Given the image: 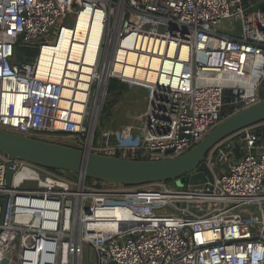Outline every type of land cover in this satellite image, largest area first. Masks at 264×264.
Masks as SVG:
<instances>
[{"label":"built area","instance_id":"obj_1","mask_svg":"<svg viewBox=\"0 0 264 264\" xmlns=\"http://www.w3.org/2000/svg\"><path fill=\"white\" fill-rule=\"evenodd\" d=\"M61 40L60 64L49 55L41 66ZM17 48L37 53L18 60ZM110 80L149 97L136 124L96 140ZM263 85L264 0H0L6 132L61 135L127 160L173 158L259 102ZM261 128L212 149V179L196 186L188 181L199 169L170 182L97 186L0 154V264H264Z\"/></svg>","mask_w":264,"mask_h":264},{"label":"water","instance_id":"obj_2","mask_svg":"<svg viewBox=\"0 0 264 264\" xmlns=\"http://www.w3.org/2000/svg\"><path fill=\"white\" fill-rule=\"evenodd\" d=\"M20 40L23 39L21 35ZM107 85V84H106ZM108 86V85H107ZM106 86V87H107ZM264 122V97L220 121L197 144L183 154L160 160H127L88 152L76 147L40 138L22 136L0 130V154L49 169L59 170L107 184L143 185L170 182L189 175V185H201L212 177L205 160L212 149L244 129ZM264 138V128L257 130ZM244 139V135L240 136ZM233 153L239 156L235 148ZM12 172L7 171V187ZM6 200V197H3ZM5 203V202H4Z\"/></svg>","mask_w":264,"mask_h":264},{"label":"rangeland","instance_id":"obj_3","mask_svg":"<svg viewBox=\"0 0 264 264\" xmlns=\"http://www.w3.org/2000/svg\"><path fill=\"white\" fill-rule=\"evenodd\" d=\"M72 23H73V19L68 21V23L66 24L72 25ZM125 85H126L125 89L120 93H118L117 96H115L116 102L111 106L109 111L101 113L102 110L101 107L99 121H98V129L96 133V140L99 139L98 134L101 130L104 129L114 130L113 129L114 127L121 128L128 124H133V125L136 124L139 117L144 112L147 105V99L149 97L148 89L136 85H128V84ZM105 98H108L109 101L112 100V97L110 96H105ZM40 139L76 147L74 144L70 142L71 140L69 141L65 136H61V135L54 136L53 138L44 137ZM63 175L68 178H75L77 176V175L75 176V174H71L67 172H64ZM87 183L97 186H108V184L106 183L97 182L91 179H87ZM85 261H86V252H85Z\"/></svg>","mask_w":264,"mask_h":264},{"label":"trees","instance_id":"obj_4","mask_svg":"<svg viewBox=\"0 0 264 264\" xmlns=\"http://www.w3.org/2000/svg\"><path fill=\"white\" fill-rule=\"evenodd\" d=\"M16 53H17V57L18 60L22 59L23 57L26 58H33L36 56V50L34 49H29V48H17L16 49ZM126 85L120 83L118 80H110L107 86V90H106V96H110L112 97V100H108V98L104 99V103L102 106V112H107L110 110L111 106L113 104H115L116 99L115 96L118 95V93H120L121 91H123L125 89ZM261 96L264 97V85L261 88ZM114 130H118V128L114 127Z\"/></svg>","mask_w":264,"mask_h":264},{"label":"bare ground","instance_id":"obj_5","mask_svg":"<svg viewBox=\"0 0 264 264\" xmlns=\"http://www.w3.org/2000/svg\"><path fill=\"white\" fill-rule=\"evenodd\" d=\"M87 26V18L84 15H81V17L78 19V22L75 25V29L78 32V36H82L81 32L84 31L85 27ZM75 31L73 30V33ZM94 35H92V40H94ZM71 44V43H70ZM69 44V46H70ZM68 48V40H66V42H64V40L60 41L59 46L57 47V53L55 54H42L41 58H40V64L41 66H44L49 59V55L52 56V58H56L57 64H60V59H61V55L63 54V52L65 50H67Z\"/></svg>","mask_w":264,"mask_h":264},{"label":"crops","instance_id":"obj_6","mask_svg":"<svg viewBox=\"0 0 264 264\" xmlns=\"http://www.w3.org/2000/svg\"><path fill=\"white\" fill-rule=\"evenodd\" d=\"M262 135H264V132H262Z\"/></svg>","mask_w":264,"mask_h":264}]
</instances>
